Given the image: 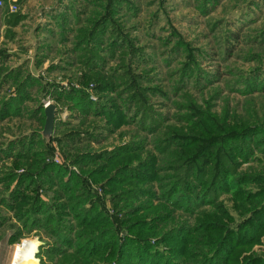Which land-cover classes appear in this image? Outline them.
<instances>
[{"label":"rangeland","instance_id":"obj_1","mask_svg":"<svg viewBox=\"0 0 264 264\" xmlns=\"http://www.w3.org/2000/svg\"><path fill=\"white\" fill-rule=\"evenodd\" d=\"M263 151L264 0H0V264L35 236L47 242L41 264H195L159 233L193 223L170 204L189 175L218 171L200 186L213 204L190 206L234 230L213 264H264V225L236 244L260 219L264 183L233 180L263 173ZM173 180L172 200H160ZM92 233L94 257L76 246ZM141 233L152 250L139 263Z\"/></svg>","mask_w":264,"mask_h":264},{"label":"trees","instance_id":"obj_2","mask_svg":"<svg viewBox=\"0 0 264 264\" xmlns=\"http://www.w3.org/2000/svg\"><path fill=\"white\" fill-rule=\"evenodd\" d=\"M205 127L209 132L214 131V128L209 124L205 125ZM203 133L204 132H200V134H203ZM226 133L227 132L223 133V136ZM256 133L257 132L255 130H253V131H251V133H249V135H251V134L253 135ZM227 139L230 140V138H227ZM223 142H226V141H223ZM236 142L237 141L234 140L232 144H235ZM226 144L231 145L230 141H229V143H226ZM236 153H243V150H241L240 152H236ZM234 154H235V152H234ZM137 161H140V160L137 159ZM149 165L150 164L148 163V166ZM186 167H189V165H187V164L182 165V168H183L182 173H185L184 169ZM150 168H151V165H150ZM138 173L139 172L136 171V177H139ZM225 174H226L225 171H218V174L215 177L223 178V176H226ZM195 176L196 175L192 176L193 178L190 179V175H189L188 179L184 182V185L179 186L178 193H177V195H175L176 197L174 198V200H172L173 192L175 191V188H176L174 186L176 184L179 185V180L171 181L169 183L167 189L162 192L161 197H158V198H161L160 200L165 201L167 203H168V201L172 200V201H170V204L174 205L175 207H181L184 210V212L186 211L188 214L193 215V223L189 224L186 221H181L178 224V226H176L175 228L172 227L174 229L168 228V229H164L162 231L161 226L164 225L163 222H165L167 220V218L169 216V215H167L166 217H161V216L158 217L155 221V225H153L151 228L157 229L158 226L160 227L161 233H159L160 239L158 240V242L159 241L165 242V241H172V240H176V241L180 242L179 244H173V245L169 246L168 250H167L168 254H172V255L185 254L187 257L195 260L197 262L195 264H213L214 262L218 261L216 259V256L221 255L222 252H225L227 241H228L231 233L234 230H233V228H227V227H224L222 225H218L219 222L213 220L212 214L210 215L209 213H206L205 211L190 208V206H192V204H194V202L196 204H199V205H200V203L213 204V203H211L212 200L210 202H207L204 200V198L202 197V195L204 193H202V192H204L206 190L205 189L206 187L200 189V186L205 184V186H207V189L209 186L211 188L213 186V184L215 183V181H214L215 177H213L209 181L205 182L202 180V178H199L197 176L195 178ZM183 177H184V175H183ZM239 177L243 178L241 180V182L252 180V182L264 183V172L263 173H253V174L252 173L251 174L250 173L239 174V175L235 176L233 178V180H236ZM184 179H185V177H184ZM182 187H184L183 190L181 189ZM168 192H169V194H168ZM259 194H263V196H264V187H260L259 191L256 192L255 196H258ZM180 200H184L183 202H186V203H184V204L181 203L179 205L178 202ZM256 202L259 204L258 205L259 207L257 206L255 208L261 209V210L256 209V211H259L258 216L260 217V219L257 221V223H253L252 220H250L251 227L247 230V239H246L247 242L246 241H236L237 245H240L243 243H252L254 240L257 239L260 226L264 225V218H263V214H262L264 212V197L262 198V200H259V202L258 201H256ZM240 204H241V206L239 205V207L240 208L243 207V205H242L243 202H241ZM255 208H253V209H255ZM256 211H251V214H254ZM154 213H156V215H159L158 211H156ZM220 213L228 216V213L226 212L225 209L220 211ZM160 215H162V213H160ZM202 215H207V217L204 216L203 218H201L200 216H202ZM83 218H84V222H88L85 225H91V226L94 225V223H95L94 221L96 220L95 216H93L92 213L87 214ZM81 219H82V217H81ZM135 221L138 222L139 220H137V219L133 220V223H132L133 228H135L136 230H139L141 228V225H139L138 223H135ZM82 222H83V219H82ZM158 222H160V224H158ZM258 222H260V225H258ZM239 224H237V225H239ZM94 228H98V227H94ZM178 229H180V232L181 231H183V232L187 231V234L190 237L179 239L178 236H175L176 230H178ZM214 230H215V232H214ZM222 230H223V232L219 233ZM85 232H86V230L84 231V234H85ZM244 234H245L244 232L241 233L243 239H245ZM95 235H97V234L92 233L91 236L87 237V241H85L86 243L81 242V244H80L78 242V245H76L77 247H80V246H83L86 244L85 245V250L87 249L86 254L89 253L87 256H92V257L97 256V255H94L95 252H97V251L99 252L101 249V248L96 249L98 246H96L97 240H96V237H94ZM237 235H238V233H237ZM147 237H148V235H145V234L143 235L141 233V234H139L138 237L132 238V240L135 243L136 250L138 253L137 258H138L139 263H141V256L140 255L143 252H145L147 254L149 250H152V244L151 245L149 244ZM13 238L14 237H12L10 239V241L13 240ZM197 238H202V240L199 241ZM91 240H92V243L90 245ZM188 241H190V243L193 245L201 246L202 248H204V250H206V252H203L201 250L200 254L197 255V254H195L196 251H192L190 253V250L188 248H185V250H184V247L182 246V242H188ZM94 249H96V250L94 251ZM155 250H153L154 251L153 254H151V256L148 257V261H150L151 257L155 254ZM79 251H81V250H79ZM90 251H92V252H90ZM167 256L170 258V255H167ZM196 256H198V257H196ZM162 258L163 259L161 260L160 264H166V261H168V260H166V258L163 256H162ZM255 258H257V257L251 256V257L246 258L245 261L250 262ZM253 264H255V263H253Z\"/></svg>","mask_w":264,"mask_h":264},{"label":"clouds","instance_id":"obj_3","mask_svg":"<svg viewBox=\"0 0 264 264\" xmlns=\"http://www.w3.org/2000/svg\"><path fill=\"white\" fill-rule=\"evenodd\" d=\"M46 244L39 236L22 239L11 252L10 264H41L40 249Z\"/></svg>","mask_w":264,"mask_h":264},{"label":"water","instance_id":"obj_4","mask_svg":"<svg viewBox=\"0 0 264 264\" xmlns=\"http://www.w3.org/2000/svg\"><path fill=\"white\" fill-rule=\"evenodd\" d=\"M44 123H43V128H42V135L45 137L49 136L51 127H52V122H53V117H54V106L52 103L46 105L44 108Z\"/></svg>","mask_w":264,"mask_h":264},{"label":"bare ground","instance_id":"obj_5","mask_svg":"<svg viewBox=\"0 0 264 264\" xmlns=\"http://www.w3.org/2000/svg\"><path fill=\"white\" fill-rule=\"evenodd\" d=\"M9 264H10V262H9Z\"/></svg>","mask_w":264,"mask_h":264}]
</instances>
